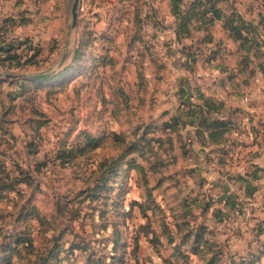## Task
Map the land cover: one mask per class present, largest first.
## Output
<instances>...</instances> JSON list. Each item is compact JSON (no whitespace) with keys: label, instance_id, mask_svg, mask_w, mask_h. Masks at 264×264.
<instances>
[{"label":"rangeland","instance_id":"1","mask_svg":"<svg viewBox=\"0 0 264 264\" xmlns=\"http://www.w3.org/2000/svg\"><path fill=\"white\" fill-rule=\"evenodd\" d=\"M72 3L0 0V264H264L254 118L225 143L197 135L223 115L200 66L225 21L263 11L79 0L73 22Z\"/></svg>","mask_w":264,"mask_h":264},{"label":"crops","instance_id":"2","mask_svg":"<svg viewBox=\"0 0 264 264\" xmlns=\"http://www.w3.org/2000/svg\"><path fill=\"white\" fill-rule=\"evenodd\" d=\"M254 4L255 10L264 13V0H254ZM257 19L254 25L258 43L243 44L224 30L222 44L214 49L217 51L218 65L211 67L210 63H204L200 66L199 80L201 86L213 89L212 92H205L202 87L206 94L223 102L222 117L234 119L238 126L244 124L248 116L254 118L251 124L246 125L247 132L252 133L248 135L251 140L245 139V135L240 136L247 140L245 144L255 143L264 152V19ZM202 51L207 53L212 48L205 47ZM233 133L234 129H231L226 136L233 137ZM205 141L212 143L209 137Z\"/></svg>","mask_w":264,"mask_h":264},{"label":"trees","instance_id":"3","mask_svg":"<svg viewBox=\"0 0 264 264\" xmlns=\"http://www.w3.org/2000/svg\"><path fill=\"white\" fill-rule=\"evenodd\" d=\"M212 9L221 11V9L217 8V6L215 5L212 6ZM232 20L237 21L238 24H234V27L232 26L231 28V22L225 21L228 26L227 27L225 25L226 26L225 29L228 31L230 36L233 37L234 40L239 39L243 44H248L249 42L258 43L255 37V30H256L255 25L252 24V22L243 20L238 15L236 17H232ZM200 96L202 100H205L206 111L211 115L213 110H211L210 112L209 109L215 108L216 98L209 95H204L203 93ZM217 102H218V106L221 107V111H222L224 106L223 102L220 100H217ZM205 117L207 118L206 122L200 121V123L198 124L199 128L197 130L198 133L197 135L199 139L201 138L206 139L209 137L211 142L225 143L227 141L226 134L230 132L231 129L234 127L233 120L227 117H221V119L215 117L212 118L210 116H205Z\"/></svg>","mask_w":264,"mask_h":264},{"label":"water","instance_id":"4","mask_svg":"<svg viewBox=\"0 0 264 264\" xmlns=\"http://www.w3.org/2000/svg\"><path fill=\"white\" fill-rule=\"evenodd\" d=\"M79 0H73L72 3V20L75 22V19L77 17V6H78Z\"/></svg>","mask_w":264,"mask_h":264}]
</instances>
